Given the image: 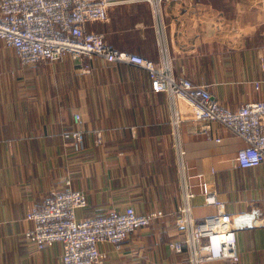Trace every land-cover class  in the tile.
Returning a JSON list of instances; mask_svg holds the SVG:
<instances>
[{"label":"crops","instance_id":"0c3cea01","mask_svg":"<svg viewBox=\"0 0 264 264\" xmlns=\"http://www.w3.org/2000/svg\"><path fill=\"white\" fill-rule=\"evenodd\" d=\"M85 29L206 85L228 110L264 98V0H168L159 12L148 0H121ZM87 63L89 74L68 55L22 64L0 40V264H58L61 243L38 250L24 233L33 225L27 213L67 179L87 194L78 219L127 205L164 213L118 250L99 243V264H188L185 244L181 253L169 246L186 236L185 202L194 220L230 214L234 264H264V162L239 166L245 142L218 122L206 131L192 121L175 125L170 95L154 90L145 69L98 56ZM73 128L84 131L79 151L61 137ZM206 188L216 203L206 201Z\"/></svg>","mask_w":264,"mask_h":264},{"label":"built area","instance_id":"2783aa9c","mask_svg":"<svg viewBox=\"0 0 264 264\" xmlns=\"http://www.w3.org/2000/svg\"><path fill=\"white\" fill-rule=\"evenodd\" d=\"M121 0H0V40L11 47L22 64L42 60L57 61L68 55L80 64L81 72L91 73L87 60L98 56L107 62L128 63L147 71L154 90L166 92L173 104L172 122H197L206 131L208 122H218L245 145L236 152L241 167H255L264 162V98L243 103L235 110L225 108L204 84L187 78H175L167 64L155 63L138 54L120 51L105 42L104 36L85 29L88 22L104 20L108 8ZM159 12L163 2L148 0ZM264 87V69L260 79ZM80 121V115L74 116ZM96 142L101 133L97 131ZM61 137L71 140L76 151L83 148L84 131L64 130ZM207 202H217V194L205 189ZM186 198L193 197L187 192ZM88 205L84 190L73 189L71 180L34 205L26 218L33 225L24 237L38 250L59 242L62 253L58 264H99L98 244L108 242L120 249L132 232L163 217L160 210L138 212L133 206L108 211L84 219L77 218V210ZM185 202L180 207L182 223L186 226L184 239L169 242L170 248L181 253L188 249V264H202L206 260L236 261V233L230 214L224 211L194 220Z\"/></svg>","mask_w":264,"mask_h":264}]
</instances>
